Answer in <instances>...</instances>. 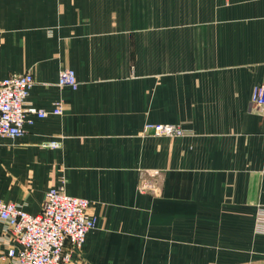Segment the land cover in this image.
Masks as SVG:
<instances>
[{"label":"crops","instance_id":"obj_1","mask_svg":"<svg viewBox=\"0 0 264 264\" xmlns=\"http://www.w3.org/2000/svg\"><path fill=\"white\" fill-rule=\"evenodd\" d=\"M25 73L27 102L62 111L0 137V200L36 215L62 184L89 200L70 264H264V0H0V81Z\"/></svg>","mask_w":264,"mask_h":264},{"label":"built area","instance_id":"obj_2","mask_svg":"<svg viewBox=\"0 0 264 264\" xmlns=\"http://www.w3.org/2000/svg\"><path fill=\"white\" fill-rule=\"evenodd\" d=\"M33 83L30 73L11 75L0 81V137L23 136L24 126L31 124V116L43 119L49 114L61 113L59 103L46 111L27 102ZM57 84L74 90L78 86L74 72L69 69L60 71ZM250 104L264 115V79L253 88ZM143 133L169 138L185 134L178 125L163 124H146ZM44 146L55 148L57 143L49 141ZM139 191H153V186L144 182ZM90 207L89 200L67 195L63 184L46 192L36 215L26 213L19 205L0 200V222L3 224L0 241L8 238L15 243L1 259L7 260L8 264H70L71 251L79 249L86 234L95 228L96 218L89 213ZM254 233L264 235V206H257Z\"/></svg>","mask_w":264,"mask_h":264}]
</instances>
